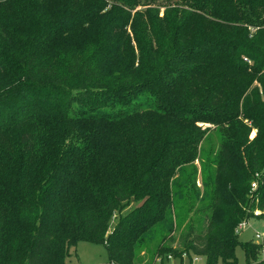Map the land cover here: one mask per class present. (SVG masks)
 Returning <instances> with one entry per match:
<instances>
[{
  "label": "trees",
  "instance_id": "obj_1",
  "mask_svg": "<svg viewBox=\"0 0 264 264\" xmlns=\"http://www.w3.org/2000/svg\"><path fill=\"white\" fill-rule=\"evenodd\" d=\"M251 218L264 0H0V264H264Z\"/></svg>",
  "mask_w": 264,
  "mask_h": 264
},
{
  "label": "rangeland",
  "instance_id": "obj_2",
  "mask_svg": "<svg viewBox=\"0 0 264 264\" xmlns=\"http://www.w3.org/2000/svg\"><path fill=\"white\" fill-rule=\"evenodd\" d=\"M255 133L252 132L250 137L253 138ZM212 139L205 145V148H208L209 145L212 143L213 145H217V137L213 133ZM197 163V162H196ZM197 187H200V180L198 177ZM134 204H132L128 209L124 210L123 214L127 213ZM119 215H115L110 223V230L116 224ZM264 232V219L262 218H251L248 220V224L246 227L242 228L239 231L238 239L240 242H254V243H261L259 240L255 238L256 233L261 234ZM182 233L180 231H176L173 233L171 238L165 241V245L168 247H172L173 249L180 250L182 247ZM159 240L155 241L151 246V250H154ZM69 257L66 260V264H103L106 263L108 260L107 253L105 248L102 245L97 244H89V243H79L75 248H71L69 252ZM235 255L237 258L238 264H245L246 257L241 247H237L235 249ZM144 264H149V256L145 255L144 257ZM261 260L262 258V250H260L257 260ZM158 264V263H156ZM163 264H205V260L203 258L192 257L188 259L185 255L182 256V261L176 259L174 257L166 258Z\"/></svg>",
  "mask_w": 264,
  "mask_h": 264
},
{
  "label": "built area",
  "instance_id": "obj_3",
  "mask_svg": "<svg viewBox=\"0 0 264 264\" xmlns=\"http://www.w3.org/2000/svg\"><path fill=\"white\" fill-rule=\"evenodd\" d=\"M244 60L246 62H248L247 59H244ZM252 187L254 188L255 184H253ZM247 224H248V222H244V223L240 224L237 231L239 232L240 230H242V228L246 227ZM263 237H264V232H262L261 234L256 233V235H255V238L257 240H259L260 242H262ZM262 258H264V247H262Z\"/></svg>",
  "mask_w": 264,
  "mask_h": 264
}]
</instances>
